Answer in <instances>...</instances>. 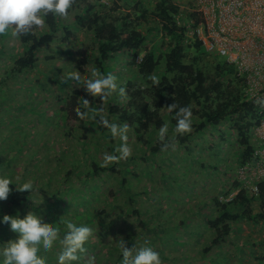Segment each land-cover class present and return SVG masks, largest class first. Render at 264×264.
Wrapping results in <instances>:
<instances>
[{
    "label": "rangeland",
    "instance_id": "374dc122",
    "mask_svg": "<svg viewBox=\"0 0 264 264\" xmlns=\"http://www.w3.org/2000/svg\"><path fill=\"white\" fill-rule=\"evenodd\" d=\"M139 2L152 6L149 0L101 1L106 11L111 8L115 14H125ZM73 16L71 12L66 18L60 17L61 25L72 24ZM154 27L156 24L150 22L138 29L147 34ZM69 30L74 35L62 42L66 33L60 30L56 41L38 52L35 69L21 73L14 67L21 50L18 37L10 32L0 36V176L8 177L17 186L24 182L34 185L26 203L11 206L9 195L0 201V217L26 219L37 215L43 226L57 227L61 235L66 231V221L90 226L93 236L82 256L85 264H95L99 255H110L115 248L113 256H117L121 252L120 240L125 245L131 243L128 248H138L150 237L155 238L150 246L159 252L163 264H217L223 257L227 258L223 264H256L252 253L260 254L263 249L252 245L264 239V231L241 220L233 224L234 234L225 243L211 249L204 261L200 259L208 242L203 238L206 220L214 216L216 203L227 202L242 187L250 192L239 176L237 159L242 149L236 143V133L227 130L226 125L207 128L193 136L187 148L176 146L175 150L147 157L146 161L137 153L136 164L130 159L136 155L135 150L143 149L135 144L129 128L127 144L132 156L114 161L122 167L126 185H121L120 173L89 177L92 163L101 166L106 153L113 155L111 147L119 155L117 149L123 141L113 137L112 144L109 129L98 123L100 116L108 120L107 103L100 97H94L89 104V109L95 108V112H84L67 121L61 111L67 97L80 89L75 84L66 86L64 81L73 75L94 79L93 71L99 70L96 46L90 36L75 26ZM153 30L137 61L148 49L159 45L160 36ZM218 59L224 61L223 57ZM81 60H85L82 65L78 63ZM130 61V53L112 61L116 70L109 73L116 76L119 87L132 78ZM135 82L141 84L139 79ZM112 95L120 104L126 100L118 90ZM169 133L175 135L174 129ZM157 136L158 132L154 137ZM252 145H256L254 138ZM128 194L140 212L139 217L131 214L130 205H126ZM252 210L257 211L255 203ZM138 222H145L147 229H157L158 233H154L157 236L143 232ZM0 239L5 244L18 240L19 236L8 224L0 223ZM60 248L55 244L50 256L56 257Z\"/></svg>",
    "mask_w": 264,
    "mask_h": 264
},
{
    "label": "trees",
    "instance_id": "16d2710c",
    "mask_svg": "<svg viewBox=\"0 0 264 264\" xmlns=\"http://www.w3.org/2000/svg\"><path fill=\"white\" fill-rule=\"evenodd\" d=\"M101 1L74 0L73 7L69 9V14L71 12L74 14L72 24L61 25L59 16L49 14L45 18V27L36 28L30 34L18 37L21 50L14 60L15 71L21 73L34 70L38 62V52L55 42L60 30L66 33L61 41H67L73 34L69 29L75 26L88 34L96 46L98 55L96 65L102 75L106 76L116 70L112 61L117 56L131 54L130 67L134 73L132 78L123 84L126 90L125 102L123 104L116 102L114 95L104 100L107 103L108 121L127 124L133 132L135 144L143 149L141 152L134 151L136 155L131 157L132 163L136 164L138 161L137 153L142 154L140 159L143 161H146L147 157L151 159L166 153L161 151V142L158 136L155 138L154 135L164 124L168 125L169 132L175 129V112H169L167 109L172 103L180 107H190L193 113L192 120L197 121L196 125L192 124L191 133L176 136V146L187 148L193 136L204 132L207 128L216 129L224 124L227 130L236 133V143L242 149L237 159L239 166L254 162L252 130L262 117L259 107L252 102H246L242 86L236 79L232 66L220 61L218 56L205 53L200 44L186 38L185 28L176 20L180 15V8L174 0H149L152 4L150 7L139 2L125 14L120 12L115 14L111 8L106 11L107 7ZM150 22L156 24L153 29L160 36L159 45L148 49L140 61H137L147 36L153 30L143 34L138 28ZM84 61L78 63L82 65ZM156 74L160 78V83L152 85L149 77ZM135 79H139L141 84L135 82ZM93 99L94 97L82 88L74 90L67 97L66 105L61 110L65 114V119L68 121L71 117L75 118L78 113L95 112V108L89 109ZM169 135L174 136L170 133ZM108 137L114 144L113 136ZM111 149L113 155H116L115 148L111 147ZM170 151L171 149L167 152ZM105 172L123 175L122 167L118 162L107 167L93 162L88 175L95 177ZM120 181L124 187L127 179L123 175ZM237 185L239 184H236V187ZM17 187L13 183L10 185L8 202L11 206L28 202L31 195V192L17 191ZM124 191L128 192V189ZM128 199L126 205H130L131 214L139 217L140 212L129 194ZM253 203L257 205L256 212L252 210ZM216 207L214 216L206 220V232L203 233V238H207L208 242L201 251V260L205 259V255L211 249L221 246L234 234L233 224L240 220L264 231V182H259L257 185V194L254 195L242 187L227 202H217ZM138 223L143 232L148 231L153 235L158 233L157 229H147L145 222ZM149 239L147 244L155 243V238ZM0 246L3 248L6 246L2 239ZM130 246L131 243L126 244V247ZM252 247L263 249L260 254L252 253V258L256 264H264V239L253 243ZM115 249L111 250L110 255L107 253L99 255L95 264H121V252L118 251L117 256H113V252L117 250ZM46 253V255L43 251L41 253L46 259V264H55L56 257L50 256L49 251ZM238 259L241 260V256H238ZM211 260L208 258V261ZM220 261L216 263L223 264L227 258L223 257ZM79 264H85L82 258Z\"/></svg>",
    "mask_w": 264,
    "mask_h": 264
},
{
    "label": "clouds",
    "instance_id": "9594fccd",
    "mask_svg": "<svg viewBox=\"0 0 264 264\" xmlns=\"http://www.w3.org/2000/svg\"><path fill=\"white\" fill-rule=\"evenodd\" d=\"M73 4L74 0H0V36H5L9 32L13 37L30 34L36 28L45 27V18L49 14L66 18ZM92 75L94 79H83L79 75H73L64 83L66 86L75 84L92 97H100L101 100L107 99L117 90L122 96L126 94L125 88L118 86L117 78L112 73L105 76L97 69ZM149 79L152 85L160 83V78L156 75H151ZM85 102L89 103L87 100ZM167 109L169 112H175L176 125L174 136L169 135L167 124L162 125L158 130L161 151L164 152L169 149L175 150L176 136H183L193 130V113L190 107H180L172 103ZM78 115L82 116L83 113ZM98 123L108 128L113 137H119L123 141L117 149L119 155L106 153L101 166L106 167L110 162L127 160L131 157L132 149L127 144L128 125L110 123L103 116H100ZM10 185L12 181L8 177L0 176V201L8 198ZM16 190L23 193L34 192V185L31 182H24ZM0 223L8 224L10 230L19 236L18 240L6 243L0 252L3 257L0 264H46V259L41 256L42 251L46 253L52 250L57 243L61 248L56 256V264H79L83 254L87 252L85 245L93 236V229L90 226L72 221L65 222L66 231L61 235L59 228L43 226L39 217L33 214L26 219L3 215L0 217ZM119 247L122 255L121 264H163L159 252L147 242L138 248L135 246L128 248L125 242L120 240Z\"/></svg>",
    "mask_w": 264,
    "mask_h": 264
},
{
    "label": "built area",
    "instance_id": "2783aa9c",
    "mask_svg": "<svg viewBox=\"0 0 264 264\" xmlns=\"http://www.w3.org/2000/svg\"><path fill=\"white\" fill-rule=\"evenodd\" d=\"M177 23L205 53L223 57L232 66L246 102L262 115L253 128L255 161L239 168L250 192L264 182V0H174ZM244 186V187H246Z\"/></svg>",
    "mask_w": 264,
    "mask_h": 264
}]
</instances>
